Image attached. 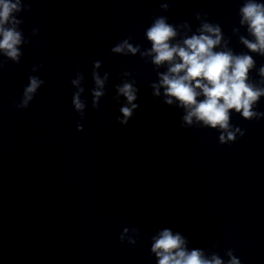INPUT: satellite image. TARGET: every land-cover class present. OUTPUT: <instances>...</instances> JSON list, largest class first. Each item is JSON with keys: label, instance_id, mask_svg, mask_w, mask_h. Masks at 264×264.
<instances>
[{"label": "clouds", "instance_id": "obj_1", "mask_svg": "<svg viewBox=\"0 0 264 264\" xmlns=\"http://www.w3.org/2000/svg\"><path fill=\"white\" fill-rule=\"evenodd\" d=\"M168 3L161 4L162 11H168ZM29 10L22 4V0H0V53L7 59L19 63L22 52L18 45L28 41L19 30L22 20L17 19L16 14ZM240 25L246 26L248 36L239 35V41L250 53L264 56V3L257 0H245L239 9ZM200 26L192 32L190 25L184 22L174 26L168 23L165 16L155 17L151 26L145 31L150 49H141L140 45H133L129 36L118 42L111 51L124 56L151 58V63L156 69L167 66L164 72H158V82L151 84L152 94L156 98L163 97V103L168 106L175 105L183 109L181 127L198 126L202 128L216 129L220 132L221 144L234 143L237 134L243 136L244 131L231 124V113L241 114L244 120H259L264 117V112L255 110L261 97H264V65L258 69L260 80L253 82L250 72L255 69L256 61L248 53L236 54L229 47V39L223 35L218 23L208 21L206 14H195ZM182 29L187 31L182 32ZM38 29H33L36 35ZM192 33L189 35V33ZM234 34H239V28H233ZM147 61V60H146ZM101 62L94 61L92 79L95 87L91 90L92 107L99 109V102L106 94L105 84L109 74L101 77L97 71ZM0 67H3L0 64ZM43 65L33 67L35 72ZM131 73L124 72L123 76ZM29 83L24 88L21 102L15 107L26 109L33 100L38 89L44 81L37 76H29ZM84 76L77 72L71 81L76 92L73 94L72 104L76 112L84 118L86 102L81 99L84 87L81 83ZM135 80H124L115 85L116 95L114 102L120 98L125 103L119 108L121 116L117 122L127 125L139 107L137 103L139 89L135 86ZM78 131H83V126H77ZM129 229L124 228L119 239L121 242L135 245L137 243L139 229L132 228L133 235H129ZM151 253L156 257L157 264H241L231 249L225 252L227 260L217 253L207 255L203 249L193 248L189 250V241L180 232H174L170 228H163L152 236Z\"/></svg>", "mask_w": 264, "mask_h": 264}]
</instances>
